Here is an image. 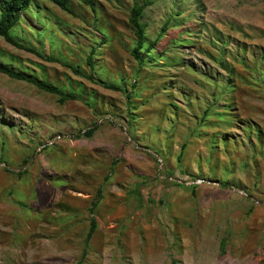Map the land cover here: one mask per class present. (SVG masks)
<instances>
[{
  "label": "rangeland",
  "instance_id": "1",
  "mask_svg": "<svg viewBox=\"0 0 264 264\" xmlns=\"http://www.w3.org/2000/svg\"><path fill=\"white\" fill-rule=\"evenodd\" d=\"M142 1L34 0L11 33L43 56L0 36L78 96L0 72V264H264V0H153L140 62Z\"/></svg>",
  "mask_w": 264,
  "mask_h": 264
},
{
  "label": "trees",
  "instance_id": "2",
  "mask_svg": "<svg viewBox=\"0 0 264 264\" xmlns=\"http://www.w3.org/2000/svg\"><path fill=\"white\" fill-rule=\"evenodd\" d=\"M57 6H59L62 10L73 14V8L70 5V0H48ZM84 3L88 4L93 10H95V5L93 4L92 0H82ZM34 0H0V36H2L8 43L14 45L17 48L25 49L27 51L35 52L40 56H43L40 52L36 51L35 49L25 46L20 43L18 40L14 38L11 33L12 28L21 20L24 12L31 7ZM153 4V0H143L142 3H134L129 17V22L134 29V33L136 36V45L134 46L132 55L135 59L139 60L140 62L144 61L142 51L146 46V24L142 21L144 10L146 7ZM167 30V22L162 26L161 32L158 36L154 39V41L148 46L147 51L150 52L156 44L160 41V38L164 31ZM94 53V49L91 50V54L88 56V62L92 69H94V61L92 54ZM50 60H54L52 57H47ZM0 72L3 74L8 75L13 79L18 80H25L37 88L49 92L51 94H55L59 96L60 102H66L69 100L78 99V96L75 93L64 91L55 85L45 81L38 79L34 76L25 74L16 70L11 65L0 61ZM92 79V76H89ZM106 88L114 89V90H123L121 86L111 85V84H104ZM126 92V91H125ZM94 132V128H91L85 132L87 136L92 135ZM184 145L182 150L178 156V160L182 158ZM97 202L93 203V208ZM91 209V212L93 211ZM96 230V220L94 217L91 218V227L86 236V241L88 242L92 237L94 231ZM227 246V239L224 238L221 241V252L224 253ZM85 255V252H84Z\"/></svg>",
  "mask_w": 264,
  "mask_h": 264
}]
</instances>
